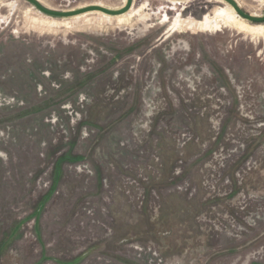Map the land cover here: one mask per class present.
Instances as JSON below:
<instances>
[{"label":"rangeland","instance_id":"374dc122","mask_svg":"<svg viewBox=\"0 0 264 264\" xmlns=\"http://www.w3.org/2000/svg\"><path fill=\"white\" fill-rule=\"evenodd\" d=\"M0 264H264V22L0 0Z\"/></svg>","mask_w":264,"mask_h":264},{"label":"water","instance_id":"95a60500","mask_svg":"<svg viewBox=\"0 0 264 264\" xmlns=\"http://www.w3.org/2000/svg\"><path fill=\"white\" fill-rule=\"evenodd\" d=\"M26 1L30 2L35 7H37L40 11L48 15L64 17V18L73 17L76 15H80V14L91 12V11H99V12H103L108 15L115 16V15L126 13L127 11L131 9L133 5V0H126L125 4L121 8H118V9H110V8H106L101 5H87V6H83V7L76 8V9L56 11V10L46 8L38 0H26ZM225 1L229 3L234 8L236 13L242 18L248 21H251V22H259V23L264 22V15L261 17L253 16L245 12L243 9H241L239 4L235 0H225Z\"/></svg>","mask_w":264,"mask_h":264},{"label":"bare ground","instance_id":"6f19581e","mask_svg":"<svg viewBox=\"0 0 264 264\" xmlns=\"http://www.w3.org/2000/svg\"><path fill=\"white\" fill-rule=\"evenodd\" d=\"M230 5V4H229ZM231 6V5H230ZM240 6V5H239ZM232 7V6H231ZM233 8V7H232ZM233 10H234V8H233ZM235 11V10H234ZM97 12H99V11H97ZM128 12V11H127ZM126 12V13H127ZM236 12V11H235ZM101 13H103V12H101ZM84 14V13H83ZM123 14H125V13H123ZM123 14H120V15H123ZM237 14V13H236ZM108 15V14H107ZM238 15V14H237ZM77 16V15H76ZM112 16V15H111ZM115 16H119V15H115ZM219 26V23H217V22H215V21H213V20H211V19H209V18H206L205 19V21H204V23H203V29H206V30H210V29H213V28H215V27H218Z\"/></svg>","mask_w":264,"mask_h":264}]
</instances>
